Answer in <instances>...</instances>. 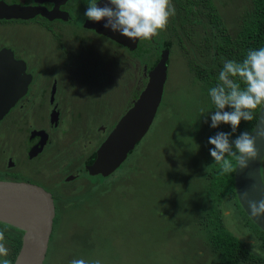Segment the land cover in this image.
Segmentation results:
<instances>
[{
	"label": "rangeland",
	"instance_id": "1",
	"mask_svg": "<svg viewBox=\"0 0 264 264\" xmlns=\"http://www.w3.org/2000/svg\"><path fill=\"white\" fill-rule=\"evenodd\" d=\"M251 1L215 0L231 26H236L244 12L249 13ZM87 3L88 0L70 1L76 20L84 16ZM171 21L172 18L168 25ZM168 25L156 36L160 41L172 33ZM183 42V48L170 47L163 99L149 131L113 175L104 177L105 181H97L101 179L97 176L94 181L89 180L92 184L85 210L59 212L44 264H70L74 258H99L103 264H213L208 249H203L204 255L200 254L205 231L198 221L217 203L216 192L220 191L214 188L212 178L209 184L206 177L214 167L208 138L216 128L210 127V116L200 112L201 108L211 111V107L190 69V63H202L204 57L198 44ZM97 43L104 44L105 49L110 47L104 39L99 38ZM132 53L138 56V51ZM125 58L122 56L120 68L110 64L107 69L113 75L120 73ZM147 58L145 55V61H141L143 67ZM107 74L105 71L98 74L99 85L107 89L101 94L103 109L92 124H105L109 128L129 108L138 91H129L124 72L119 83H108ZM90 129L95 137L88 132L80 134L74 139L75 144H81V138L95 140L96 144L104 137L98 127V131ZM29 162L35 168L43 164L41 159ZM66 170L68 167L65 174ZM98 182L102 183L94 184ZM76 183L77 180L69 183L60 180L46 184L52 190L57 187L58 194L66 195L68 187L71 191L78 189L72 185ZM219 201L223 210L235 211L237 207L231 205L228 196ZM226 215L229 216L227 212ZM230 216L227 219L229 225L233 223L231 229L249 238L253 228L245 218L232 211ZM256 249L260 250L259 246Z\"/></svg>",
	"mask_w": 264,
	"mask_h": 264
},
{
	"label": "flooded vegetation",
	"instance_id": "2",
	"mask_svg": "<svg viewBox=\"0 0 264 264\" xmlns=\"http://www.w3.org/2000/svg\"><path fill=\"white\" fill-rule=\"evenodd\" d=\"M70 1L0 0L1 6H38L46 11L45 15L39 13L32 18H0V52L5 54L6 59L12 55L16 66L25 67V74L30 77L24 94L0 119V181H23L43 186L52 192L55 203L58 201L55 199L58 190L57 187L49 189L46 184L48 181L69 183L77 180L78 186L72 185L78 187L74 192L80 193L84 186L92 184L90 181H94V176L101 178L97 181H102L104 177L116 172L109 176L90 175L87 165L94 162L100 145L133 106L145 86L144 82L147 83V71L154 64L153 47L149 43L152 39L140 40L135 49L149 43L144 54L148 57L147 64L143 67L144 64L132 53L135 50L96 29L85 27V15L76 20ZM99 38L109 42V49L97 43ZM122 56H126L122 70L113 75L107 68L110 64L120 68ZM6 59L0 60V66L4 65ZM102 71L109 73L108 83H119L121 73L124 72L129 91H138L129 108L109 128L105 124H92L103 109L100 99L107 89L99 85L101 76L98 74ZM97 127L104 134L98 143L81 138L80 146L75 144L74 139L80 134L84 136L88 132L95 137L90 128L97 130ZM40 159L43 161L40 167L35 168L29 162ZM66 167L68 173L65 174ZM261 171L264 178V159ZM68 176L73 178L69 179ZM234 210H223L226 228L232 230L233 223L229 225L227 219L231 217L232 211L243 216L245 222L256 229L252 225L256 223L242 205ZM232 231L238 235L237 231ZM238 236L253 241L251 236Z\"/></svg>",
	"mask_w": 264,
	"mask_h": 264
},
{
	"label": "water",
	"instance_id": "3",
	"mask_svg": "<svg viewBox=\"0 0 264 264\" xmlns=\"http://www.w3.org/2000/svg\"><path fill=\"white\" fill-rule=\"evenodd\" d=\"M100 6L103 4L101 3ZM39 13L45 15L46 11L38 6L2 5L0 7V18H32ZM103 24L104 22L96 23L87 19L84 26L96 29L97 32L131 50L138 47L139 39L133 40L119 32H113L104 28ZM152 39H155V36ZM4 59H6L5 54L0 52V60ZM169 59L170 49L166 47L162 49L156 65L147 71V83L133 106L121 117L100 145L94 162L87 165L90 175L109 176L115 172L147 134L163 99ZM16 65V61L10 55L4 61V65L0 66V119L24 94L28 85L30 77L25 74V67ZM252 134L257 141L260 157H264V107L260 108ZM261 163L262 159L257 158L249 162L248 169L237 168L235 172L236 192L248 215V199H264ZM72 178L71 176L69 179ZM55 217L54 196L43 186L23 181H0V221L23 231L22 246L14 264L45 263ZM251 219L264 230V218L251 217Z\"/></svg>",
	"mask_w": 264,
	"mask_h": 264
},
{
	"label": "trees",
	"instance_id": "4",
	"mask_svg": "<svg viewBox=\"0 0 264 264\" xmlns=\"http://www.w3.org/2000/svg\"><path fill=\"white\" fill-rule=\"evenodd\" d=\"M172 2L176 8V14L173 16L175 22L172 17V24L168 25V30H171L172 33H169L170 36L162 41L155 36V39L149 42L153 47V66L158 62L161 51L165 47L180 45L183 48L185 40H188L189 44H198V50L201 51L204 61L190 63V69L195 78L193 79L203 92L202 94L204 97L207 96L211 111H214L208 90L218 82L222 59L242 61L247 50L264 46V0H252L249 13L244 12L239 17L236 26H231L228 23L215 0H172ZM196 39L198 41H195ZM149 43H144L136 50L138 56L135 55V57L139 61L144 59L145 49L147 50ZM259 111L260 108L255 111L253 121H241L237 133L233 135L245 130L252 132ZM219 131L231 132V127L221 125L215 129L214 135ZM206 177L209 184L210 178H212L214 188L217 187L220 191L216 192L215 202L217 203L205 212L203 218L199 219L198 225L205 231L200 254L204 255L203 249H208L213 255V264H264V231L256 224H252L256 227V229L253 228L251 235L253 241L244 240L226 228L224 224L223 208L220 206L219 200L228 196L231 199V205L241 206L235 188V172L222 176L219 174V166L214 165ZM89 188L91 185L84 186L80 193L67 189L66 195L55 196L58 201L56 202L53 233L58 224L60 211L85 210L88 200L86 196L88 192L90 193ZM0 230L5 232V242L9 249L7 259L11 264H14L22 246L23 231L2 221H0ZM257 246L260 250H255Z\"/></svg>",
	"mask_w": 264,
	"mask_h": 264
},
{
	"label": "clouds",
	"instance_id": "5",
	"mask_svg": "<svg viewBox=\"0 0 264 264\" xmlns=\"http://www.w3.org/2000/svg\"><path fill=\"white\" fill-rule=\"evenodd\" d=\"M87 4L84 15L88 20L104 22V28L133 40H151L166 30L176 14L172 0H88ZM208 95L215 110L206 112L201 108L200 112L210 116V127H231V132L219 131L208 138L213 146L209 152L213 164L219 166V174L229 175L237 172V168L248 169L250 161L264 159L260 157L252 132L245 130L233 135L241 121H253L255 111L264 107V46L247 50L242 61L222 59L218 82L208 90ZM247 208L253 219L264 218V199H248ZM5 241V232L0 230V264H11ZM70 264L103 262L99 258H74Z\"/></svg>",
	"mask_w": 264,
	"mask_h": 264
}]
</instances>
